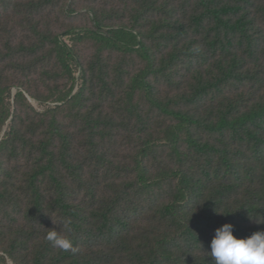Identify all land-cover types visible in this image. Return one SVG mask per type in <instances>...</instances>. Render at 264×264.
<instances>
[{
  "label": "trees",
  "instance_id": "trees-1",
  "mask_svg": "<svg viewBox=\"0 0 264 264\" xmlns=\"http://www.w3.org/2000/svg\"><path fill=\"white\" fill-rule=\"evenodd\" d=\"M96 1L0 0V264H214L215 229L264 231V0H134L127 26ZM39 67L63 82L31 98L79 108L77 155L64 107L26 92Z\"/></svg>",
  "mask_w": 264,
  "mask_h": 264
},
{
  "label": "rangeland",
  "instance_id": "rangeland-1",
  "mask_svg": "<svg viewBox=\"0 0 264 264\" xmlns=\"http://www.w3.org/2000/svg\"><path fill=\"white\" fill-rule=\"evenodd\" d=\"M66 2V0H64ZM72 1V0H71ZM133 2L134 0H127L124 2L123 0H97L96 2L92 3L90 7H93V9H99L101 12L100 14H105L106 18H108L110 24L112 25H124L127 26L130 22H132V13L131 10L133 8ZM69 3V4H68ZM67 5V6H66ZM65 5L66 9L70 10L73 9L72 5L73 2L68 1L67 4ZM79 7H83L78 3ZM94 9V11H95ZM81 12H86L85 10H81ZM74 17V16H73ZM58 20H64V18L56 19L53 21H42L40 23V27L43 29L44 27L49 28H56L59 29L60 26H62L60 23L61 21ZM76 21V20H75ZM78 29H86L88 27H92L93 23L87 19L86 21H76V24L74 25ZM68 40V39H67ZM87 56L90 55V53L86 54ZM86 56V57H87ZM84 57V59H86ZM7 65L4 63H0V73L1 75L9 76L11 75V71L9 69H3V67H6ZM135 66V63H134ZM29 77L27 79V90L26 92L29 93L28 95L30 96L31 103H33L34 107L36 110L40 113L45 111V108L47 107H56V105H61L64 107V109L61 111V117L62 120L64 119V122L62 123V129L65 131L66 134H69L71 137H73V148H72V153L76 155L79 152H82V144L86 140L87 135L81 134L79 135V129L81 128V124L76 121L73 117L74 113L79 109H67L65 108L66 104L65 103H58V104H51V106H41L39 102H37L35 99H32L31 96L33 97H40L44 98L48 96L49 94L51 95L53 91L55 90L56 85L58 83H62V80H58L55 78L53 81L45 82L41 80V77L44 76V71H42V68H38L37 70H29ZM23 70L18 69L17 70V79L16 81L19 80ZM55 72H52L51 77H55ZM79 74L77 77H79ZM188 78L191 79V76L188 75ZM39 80V81H38ZM37 81V82H36ZM80 85V82L77 84L75 92L78 90ZM186 85V82L184 81L183 87ZM17 93V89H14L13 95H12V111L15 108L14 104V98ZM38 95V96H36ZM82 109V108H81ZM85 110V109H84ZM82 112V111H81ZM14 118V115H12L11 119ZM79 135V137H77ZM111 137H106L104 141L99 142V149H100V154L106 156L109 160L114 159L117 161L119 156H121V159L125 156L127 147H125L122 144V140L128 136V133L125 131H117L113 130L110 135ZM38 137V136H37ZM81 142V143H80ZM80 143V144H79Z\"/></svg>",
  "mask_w": 264,
  "mask_h": 264
},
{
  "label": "clouds",
  "instance_id": "clouds-1",
  "mask_svg": "<svg viewBox=\"0 0 264 264\" xmlns=\"http://www.w3.org/2000/svg\"><path fill=\"white\" fill-rule=\"evenodd\" d=\"M262 222L256 220V223ZM69 223L66 222L63 227L68 229ZM46 239L61 250L72 249L71 241L62 237L55 228L49 229ZM204 253L214 264H264V231H255L245 238H237L233 235V225L225 223L215 229L210 251Z\"/></svg>",
  "mask_w": 264,
  "mask_h": 264
}]
</instances>
